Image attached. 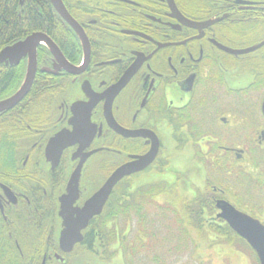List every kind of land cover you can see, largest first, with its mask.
Returning <instances> with one entry per match:
<instances>
[{
  "label": "flooded vegetation",
  "instance_id": "flooded-vegetation-1",
  "mask_svg": "<svg viewBox=\"0 0 264 264\" xmlns=\"http://www.w3.org/2000/svg\"><path fill=\"white\" fill-rule=\"evenodd\" d=\"M61 2L82 28L86 43L50 2L60 23L72 31L65 52L45 33L68 69L41 42L28 92L0 110L3 264H91L89 257L107 264L118 253L124 264H135L129 247L137 240L127 237L138 213L113 212L120 199L106 204L114 190L119 195L120 183L133 188L131 177L144 172H149V184L162 183L164 192L175 189L180 200L198 201L194 207L199 211L202 203L208 206L205 210L214 211L203 227L207 235L213 234L212 220L229 226L218 217L225 204L264 226V37L257 29L264 25V0H172L175 15L169 0ZM252 47L256 48L247 50ZM26 60L24 56L16 64L0 62V84L5 87L0 101L22 86ZM113 120L122 133L114 130ZM61 133L69 137L52 145ZM149 133L158 144L153 162L117 182L101 211L80 230V240L64 251L58 238L63 218L75 217L114 169L148 152L156 143ZM259 150L263 153L253 157ZM186 151L182 161L171 156ZM185 160L189 169L193 162L208 171L212 168L208 184L215 177L222 182L227 161L236 166L250 163L257 173L249 176L241 170V178L211 187L202 199L199 192L207 188L205 181L195 188L186 181L182 190L185 178L177 174L187 173L178 169L185 168L180 166ZM156 172L175 182L150 179ZM72 178L77 179L71 184L75 189L68 195ZM188 188L192 196L186 194ZM250 192L258 198H250ZM66 195L71 202L62 211ZM111 215L115 218L107 222ZM108 229L114 230L115 241L107 248ZM194 230L181 229L189 235ZM211 241V248L220 244ZM111 250L115 252L106 257Z\"/></svg>",
  "mask_w": 264,
  "mask_h": 264
},
{
  "label": "rangeland",
  "instance_id": "rangeland-1",
  "mask_svg": "<svg viewBox=\"0 0 264 264\" xmlns=\"http://www.w3.org/2000/svg\"><path fill=\"white\" fill-rule=\"evenodd\" d=\"M257 26L258 35L261 38L264 37V25ZM171 152H173V149L170 150L167 154ZM262 153L263 151L259 150V152L255 151L252 155L253 157H256L259 156L258 154ZM187 155L188 151H186L183 155L172 154L171 156H173L174 161L177 162L182 161L183 157ZM231 162L227 161L225 162V164L223 163V167H225L226 169L224 172V176H222L223 180L221 183H219L218 178L215 177L216 179L212 178V180H210V184H208L207 180L209 177V173H211L212 171V168H210L208 171L207 168H203L202 165L201 167H197L198 163L193 162V168L189 169L190 163L185 160V163H180V166H185V168L178 169L181 170L182 173L184 171H186L187 173L185 174V176H181L182 174L180 173L177 174V177H179L180 179L185 178L184 180H181L182 190L186 188V186H184L186 181L188 182V185L190 184L194 188L199 187V185H203L205 181V186H207V188H204L203 191L199 192L202 193L200 195L203 199L206 197L204 192H209L212 189L211 187L215 185L220 186L222 183H224L225 180H229L232 183L237 178H241V176L243 175L241 170H243L244 172H248L249 176H254L257 173L255 169H252L251 166H249L250 163L247 165L236 166L234 162ZM166 170H168V168L165 169V171ZM213 174L217 175L215 174V172ZM131 178L132 181L130 182L132 183L133 188H137L149 183V172H144ZM152 178L154 180L157 179L158 181H162L166 184L175 182L170 180L172 179L171 176L166 175L165 173L156 172L153 177H150V179ZM156 183L159 182L153 181V184ZM187 190L188 192L186 194L192 196V192H190L189 188ZM161 193L162 194L158 195V197H152V200L149 201L150 204L140 210V212L137 214L138 217L141 215H144L143 217H145L142 226L140 220L137 218H132V223L130 221L132 227L135 226V228L127 238L129 239V241L131 239L137 240V244L135 242L133 244L136 253L130 254L131 257H135V264H258L257 261L254 260V253L248 249L249 247L239 244V241L235 240L234 243H227L225 242V240H216L217 243L220 244L214 247L212 246L211 248L212 241H208L206 239L208 231H203V227H206V224H209V219L213 217L214 211L212 210H206V212L203 213V218H201V216H197L198 208L191 209L193 210L192 213L199 219V221L195 223L196 226H192L196 230L192 231L190 235H188L185 231H181V229H184L185 227V222L183 220L186 216L185 205L187 204V201L190 202L192 208L195 204L197 205L198 201L193 199L180 200L178 198V195L180 193L175 189L169 190L170 194L164 191ZM249 195L250 198H258L256 196V193L252 194L250 192ZM175 199H178V202L174 201ZM160 205L164 206L161 207ZM163 208H167V210H164ZM204 219L207 221V223L204 221ZM187 225L189 226V223ZM151 231L152 233H154V236H151L150 239L149 236L151 235ZM147 232L149 233V235L143 234ZM141 240L147 242L146 247L138 248ZM190 242L192 243V245H190L192 246L191 248L190 246H188V243ZM197 247L199 248V250H197ZM165 249H168V252L165 251ZM121 255L122 254L118 253L113 258V260L107 264H124L122 260L123 256ZM88 261L91 262V264H105L103 260H100L97 257H89Z\"/></svg>",
  "mask_w": 264,
  "mask_h": 264
},
{
  "label": "water",
  "instance_id": "water-1",
  "mask_svg": "<svg viewBox=\"0 0 264 264\" xmlns=\"http://www.w3.org/2000/svg\"><path fill=\"white\" fill-rule=\"evenodd\" d=\"M49 1L53 5V8L56 10V12L61 16L60 18H62L70 26V28L75 31L77 36H79L78 38H80L81 43L84 45L86 43V40H84L83 38L84 33L82 28L67 13L61 0ZM169 4L172 10L171 12H173V14L175 15L177 12H175L176 10L172 0H169ZM41 42L49 48L48 50L51 51V53L57 60L62 61L63 67L68 69V64L65 63L64 60H62L63 57L60 51L57 49L51 39L43 32L35 31L27 35L24 39L18 40L17 42L2 48L0 50V62H9L10 64H16L18 63L17 61H19L21 57L27 56V65L25 78L22 82V86L10 98L0 101V110L13 106L15 103L21 100V98L26 94V92H28L32 83L31 81H33L34 78V71L36 70L35 50ZM259 45H257L256 47H258ZM256 47H252L247 50H252ZM111 124H113L114 130H117L121 133L123 132V130L115 123L114 120L111 121ZM132 134L137 135L139 133ZM63 136L66 138L69 137L64 133H61L57 138H54L51 144L53 145L55 141H57L59 138H63ZM149 136L153 137L154 141H156L154 134L149 133ZM157 148L158 144L156 141L154 146H152V148L149 149L148 152L143 155L134 157L133 160L120 165L116 168V170L114 169L112 173L107 177L103 185L96 192V194H93L84 203L82 208L78 209V211L76 210L77 212L75 217L70 214L63 218L64 228L62 229L60 237L58 238L60 247L64 251H70L72 249L71 247H73V245L80 240V230L86 226L91 216L95 214L97 215L101 211L103 205L105 204V202H107V199L111 194L113 187L116 185V183L124 177L127 178V176L129 175L141 172V170L147 168L149 164L153 162V159L156 157L158 150ZM77 173L79 172L77 171ZM76 180V178H72L69 184H67L68 195L69 193H72L73 189H75V185L74 188H72L71 184L72 181H75L76 183ZM68 197L69 196L66 195L65 198L61 199L62 211H65L66 205L70 204L71 202V199H69ZM64 204L65 206H63ZM220 208L221 213L218 214V217L224 219L229 225V227L249 244V246L254 250L258 258L259 264H264V226L255 218H252L245 213L243 214L242 212L236 210L229 204H225Z\"/></svg>",
  "mask_w": 264,
  "mask_h": 264
},
{
  "label": "trees",
  "instance_id": "trees-1",
  "mask_svg": "<svg viewBox=\"0 0 264 264\" xmlns=\"http://www.w3.org/2000/svg\"><path fill=\"white\" fill-rule=\"evenodd\" d=\"M21 0H0V49L4 47L5 45L13 43L15 40H19L21 38H24L25 36L41 31L46 33L48 36H51L56 39V42L60 45V47L63 48L64 52L68 50L67 47L68 44L71 42L70 34L72 35V31L66 27V25L61 24L57 16L54 15L53 10L51 8L49 0H22L23 3L20 5ZM68 38V39H67ZM67 41V43H66ZM1 80V79H0ZM3 84H0V93L2 90H4ZM1 96V94H0ZM123 182V181H122ZM130 184V183H128ZM119 189V195H116L115 190L112 192V195L110 196V199L108 200L106 207L111 206L114 201L116 200L121 203V205H118L117 208H111L113 212H122L126 213L127 216L130 214V211H134L139 213L140 210H142L144 207L148 206L150 204L149 201L152 200V197L157 196L160 192H163V190H166L163 185L159 186V184H149L139 186L137 188H132L130 185H125L123 183H120L118 187ZM117 189V188H116ZM201 204V203H199ZM163 207L164 205H160ZM198 207V205H197ZM197 207H193L191 204L185 205V213L186 216L184 218L185 222V228L196 226V222L199 221L197 216H201L203 218V213L206 211L205 209L208 208V206L204 205L202 203V211L198 210L197 216L192 213L193 210ZM164 209V208H163ZM164 210H167L164 209ZM211 211V209H210ZM112 216V215H111ZM144 215H141L138 217L140 220L141 226L144 223L145 217ZM115 217H108L106 218V221L114 219ZM206 222V220L204 219ZM214 222H212L209 225V228H212V235H207L206 239L209 240H225L227 243H234L235 240L243 243L246 247H249V245L245 242V240L239 235L233 231L229 226H227L223 221L220 219H215ZM204 222V223H205ZM189 223V226L187 225ZM203 223V224H204ZM151 235L149 236L151 239V236H154V233L152 231L150 232ZM144 235L149 234L143 233ZM189 235V234H188ZM106 236V247H112L114 241H115V233L114 230H106L105 232ZM124 240L121 241V244H123ZM134 244V243H133ZM129 247L131 249V252L136 253V250L134 248V245ZM240 244V243H239ZM147 242L141 240V243L138 248L140 247H146ZM176 248V247H174ZM173 248V249H174ZM249 250L254 253V260L257 261L258 259L255 252L249 247ZM165 251L168 252V249H165ZM115 251L111 250L110 253H108L109 257L112 255ZM6 253V252H5ZM132 253V254H133ZM3 254H1L0 250V264H3ZM259 264V263H258Z\"/></svg>",
  "mask_w": 264,
  "mask_h": 264
}]
</instances>
